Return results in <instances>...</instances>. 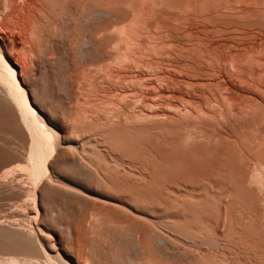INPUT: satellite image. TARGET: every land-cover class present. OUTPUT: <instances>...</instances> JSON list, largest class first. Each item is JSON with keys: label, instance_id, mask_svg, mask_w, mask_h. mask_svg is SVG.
<instances>
[{"label": "bare ground", "instance_id": "1", "mask_svg": "<svg viewBox=\"0 0 264 264\" xmlns=\"http://www.w3.org/2000/svg\"><path fill=\"white\" fill-rule=\"evenodd\" d=\"M263 63L264 0H0V264H264Z\"/></svg>", "mask_w": 264, "mask_h": 264}, {"label": "rangeland", "instance_id": "2", "mask_svg": "<svg viewBox=\"0 0 264 264\" xmlns=\"http://www.w3.org/2000/svg\"><path fill=\"white\" fill-rule=\"evenodd\" d=\"M241 39H244V37H241ZM12 41H13V40H10V42H12ZM263 64H264V63H263ZM252 79H253V80H251L252 82H253V81H254V82H257L258 80H259V82H260V81L262 80V77H261L260 79H259V78H255V79L252 78ZM256 79H257V80H256ZM259 82H258V83H259ZM243 84H244V83H243ZM244 85H246V84H244ZM69 125L72 127V124H71V123H70ZM6 137H9L10 139L12 138L11 135H9V136L7 135ZM12 139H13V138H12ZM15 144H16V145H15ZM13 146H17V147L19 146V145H18V140H14V139H13Z\"/></svg>", "mask_w": 264, "mask_h": 264}]
</instances>
